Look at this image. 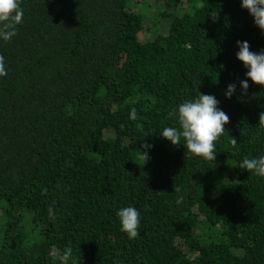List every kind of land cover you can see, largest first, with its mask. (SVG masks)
Returning <instances> with one entry per match:
<instances>
[{"label": "trees", "instance_id": "obj_1", "mask_svg": "<svg viewBox=\"0 0 264 264\" xmlns=\"http://www.w3.org/2000/svg\"><path fill=\"white\" fill-rule=\"evenodd\" d=\"M140 1L19 0L17 35L0 39V264H61L68 246V264H264V178L239 168L264 155V86L241 94L236 56L264 34L241 0ZM147 15L164 23L152 38ZM199 92L230 117L216 160L160 134Z\"/></svg>", "mask_w": 264, "mask_h": 264}, {"label": "clouds", "instance_id": "obj_2", "mask_svg": "<svg viewBox=\"0 0 264 264\" xmlns=\"http://www.w3.org/2000/svg\"><path fill=\"white\" fill-rule=\"evenodd\" d=\"M241 6L247 9L254 18L255 25L264 34V0H241ZM23 9L19 0H0V39L10 41L18 32V25L23 20ZM239 51L236 53L237 59L243 62L247 70V79L239 81L242 95L247 94L250 79L254 84L264 86V50L259 53L250 51V44L247 41H237ZM7 75L5 59L0 55V76ZM237 86L230 83L226 90V97H231L236 93ZM219 101L214 95H206L199 92L197 98L181 103L172 112L177 117L178 127H165L160 134L169 140L174 146L183 144L186 149V157L197 156L205 160H216L215 142L226 131L225 125L230 122V117L220 109ZM130 119H137V110L132 108ZM264 128V112L259 114L257 125ZM183 140V143H181ZM232 143L237 140L233 137ZM152 145L145 143L144 149H150ZM141 159L147 161L149 154L141 151ZM239 168L254 173L258 177L264 178V155L255 158L245 157ZM179 203V201H178ZM49 215L54 219L52 207H49ZM121 230L128 235L129 239L138 237V226L140 213L135 207H125L117 212ZM72 255V248L66 247L58 259L61 264H68Z\"/></svg>", "mask_w": 264, "mask_h": 264}, {"label": "rangeland", "instance_id": "obj_3", "mask_svg": "<svg viewBox=\"0 0 264 264\" xmlns=\"http://www.w3.org/2000/svg\"><path fill=\"white\" fill-rule=\"evenodd\" d=\"M139 3H140V4L148 3V0H143L142 2L140 1ZM149 6H150V8H148L147 11H148V10H151V9H153V8H155V7H154V3H153L152 0L149 1ZM147 16H148V15H147ZM158 20L161 21V18H159ZM163 24H164V23H161V24L159 23V25L157 26L156 31L159 30V31L162 32V31L164 30V29H163ZM145 26H146L147 30L144 32V36H148L149 38L154 37L156 31H155V32H154V31H151V28H150V26H151V22H150V17H149V16H148L147 19H146ZM148 30H149V31H148ZM4 221H5V218H4V215H3V211H2V209L0 208V222L3 223Z\"/></svg>", "mask_w": 264, "mask_h": 264}]
</instances>
